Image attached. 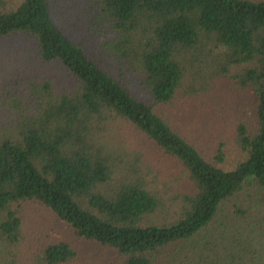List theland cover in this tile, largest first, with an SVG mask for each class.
I'll list each match as a JSON object with an SVG mask.
<instances>
[{
	"label": "trees",
	"instance_id": "obj_1",
	"mask_svg": "<svg viewBox=\"0 0 264 264\" xmlns=\"http://www.w3.org/2000/svg\"><path fill=\"white\" fill-rule=\"evenodd\" d=\"M54 6L0 0V38L30 39L48 70L28 79L26 108L0 113V264H92L76 242L110 252L103 264H264V0H98L117 72ZM220 82L240 119L232 145L206 155L164 109ZM119 122L164 158L130 146ZM49 217L72 237L27 234Z\"/></svg>",
	"mask_w": 264,
	"mask_h": 264
},
{
	"label": "rangeland",
	"instance_id": "obj_2",
	"mask_svg": "<svg viewBox=\"0 0 264 264\" xmlns=\"http://www.w3.org/2000/svg\"><path fill=\"white\" fill-rule=\"evenodd\" d=\"M97 2L98 0H54V14L56 21L88 53L96 55L105 67H111L117 72L119 67L116 61L103 52V43L113 40L114 34L100 24L96 12ZM47 71L46 66L40 63L36 46L30 39L19 36L0 38V113L3 116L4 113L17 116L18 112L26 108L24 95L29 92V86L26 85L28 79L34 74H46ZM53 72L57 74L56 71ZM128 78L135 95L143 101H150L143 81L133 75ZM238 101L237 94L220 82L209 95L200 99L177 101L164 110L177 128L192 136L198 146L205 150V154L210 155L220 142L232 145L234 131L240 119ZM244 109L242 106V110ZM115 131L125 141H129L130 146L144 149L149 159L164 158L150 142L123 122L115 125ZM228 148L229 151L234 150L232 146ZM237 160L238 157L231 154L228 162L234 164ZM160 167L163 168L162 164ZM165 178L168 180V176ZM26 229L27 234L37 233L41 236L53 229V237H72L54 218L52 224L51 217L40 221L31 219ZM76 245L80 251L79 259L84 263L103 264L111 259L110 252L99 246L79 242Z\"/></svg>",
	"mask_w": 264,
	"mask_h": 264
}]
</instances>
